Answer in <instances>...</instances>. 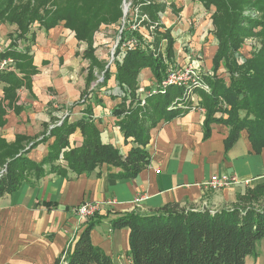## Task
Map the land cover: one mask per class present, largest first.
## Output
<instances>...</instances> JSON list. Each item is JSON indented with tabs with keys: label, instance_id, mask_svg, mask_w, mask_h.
Listing matches in <instances>:
<instances>
[{
	"label": "crops",
	"instance_id": "0c3cea01",
	"mask_svg": "<svg viewBox=\"0 0 264 264\" xmlns=\"http://www.w3.org/2000/svg\"><path fill=\"white\" fill-rule=\"evenodd\" d=\"M167 1L169 7L161 15L165 27L162 32L170 30L176 41V62L199 63L210 73L218 50L212 34L214 9L207 10L192 0ZM202 9L204 14L198 15ZM200 16H206V20ZM15 32L16 27L0 24V46L5 51L13 45L20 52L30 49L36 73L29 80L23 79L14 99L7 93L6 85H0V161L30 150L28 159L41 163L56 141L52 131L66 119L68 123L86 120L87 108L93 111L103 143L127 157L137 144L133 138L126 139L119 127L116 111L123 91L115 82L114 70L108 67L117 41L113 44L112 37L105 36L101 42L96 37L100 31L95 35V57L113 74L108 86L96 88L104 80V73L99 74L100 69L96 68V80L88 85L87 45L79 43L75 33L63 24L49 31H36V42L31 46L13 42L11 34ZM166 46L164 40V55ZM219 71L225 73L223 67ZM155 83L151 70L141 72L140 88ZM205 118L206 112L195 111L158 123L150 130L146 146L150 163L135 178L116 179L113 176L121 169L107 165L91 174L77 175L69 170L61 154L56 165L66 175L50 173L47 165L43 179L36 183L24 181L16 192L0 199V264H55L90 222L80 221L75 212L89 201L105 204L91 232L92 244L116 264H132L131 230L112 227L120 216H151L164 208L230 209L247 188L264 182V150L255 153L246 132L227 148L229 132L220 125H214L206 138ZM69 142L70 148L82 146L80 129L70 136ZM215 175H228L236 182L212 191L207 183ZM140 198L143 200L137 202ZM245 264H264V241Z\"/></svg>",
	"mask_w": 264,
	"mask_h": 264
},
{
	"label": "trees",
	"instance_id": "16d2710c",
	"mask_svg": "<svg viewBox=\"0 0 264 264\" xmlns=\"http://www.w3.org/2000/svg\"><path fill=\"white\" fill-rule=\"evenodd\" d=\"M162 1L167 0L136 1L135 5H141V11L149 14L155 26L153 44L130 47L115 73L116 84L127 87L134 98L129 107L125 105L127 99L122 100L116 111L118 124L125 138H133L137 146L123 157L119 149L103 143L93 120V111L87 108L86 120L68 123L66 119L52 131L56 141L41 163L28 159L30 150L0 161V199L16 192L24 181L36 183L43 179L47 175V165L51 167L50 173L66 175L65 170L56 165L61 154L69 170L77 175L91 174L107 165L121 169L114 178L131 179L149 165L150 155L146 146L150 130L161 121L189 113L182 108H171L175 100L185 97V91L178 87H170L165 94L147 98L144 107L135 100L142 71L151 70L155 81L160 83L168 69L177 63L176 41L170 30L162 32L165 27L161 15L166 10ZM192 1L202 4L207 10L214 9L212 34L218 42L214 68L204 77L211 90L209 93L195 92L199 106L206 112L205 137L209 138L214 125L224 126L229 132L226 145L231 148L246 132L253 150L260 154L264 150V16L258 20L246 17L245 12L252 9L264 15V0ZM123 2L0 0V24L16 27L15 34H11L13 42L21 41L27 46L36 42V31H49L63 24L75 33L79 43L87 45L85 59L90 63L88 85L96 80L94 70L97 68L100 69L99 74L104 73V80L96 88H103L108 86L113 74L106 71L105 65L95 57L94 38L102 24L121 23ZM250 37L260 38L262 47L246 55L244 41ZM164 40L167 42L165 58L159 52ZM16 47L13 45L0 53V60L11 58L15 62L16 73L0 72V85H6L12 99L16 90L22 88L23 79L29 80L36 73L30 49L20 52ZM239 53L246 56L242 64L237 60ZM221 67L225 73L218 72ZM77 129L82 132L83 144L70 148L69 138ZM98 217L99 214L90 219L76 242L55 264H116L92 244L91 232ZM112 227L131 230L132 264H245L249 256L256 255L258 244L264 241V183L254 189L247 188L230 209L164 208L151 216L136 213L120 216L112 222Z\"/></svg>",
	"mask_w": 264,
	"mask_h": 264
},
{
	"label": "built area",
	"instance_id": "2783aa9c",
	"mask_svg": "<svg viewBox=\"0 0 264 264\" xmlns=\"http://www.w3.org/2000/svg\"><path fill=\"white\" fill-rule=\"evenodd\" d=\"M123 6V25L122 28H120L119 30V36L116 39L117 42L113 48L112 55L108 63V67H111L112 71L114 70L113 74L117 71V65L123 64L127 50L130 47H142L145 43H147V45L153 44V42H143L144 37L142 36L143 33L142 30H140V26L143 22L151 23V21L149 20V17L141 11V5H133L132 3H128V0H124ZM247 15L256 19L257 12L253 11L251 13H247ZM162 19L163 16H161V20ZM150 27L151 32L153 33L155 26L153 25ZM151 41H153L152 38ZM248 47L244 46V51L246 55L247 53L254 51V49H247ZM118 49H120L119 53H117ZM3 51L4 49L0 46V53H2ZM245 54H238L237 60L240 64L245 62ZM15 70V62L13 59L8 58L0 60V72H8ZM207 73L209 72L204 70L200 66V64H197L195 62H191L188 64H180L179 62H177L174 67L168 69L166 77L162 82L155 83L144 88L139 87L135 92L136 103H139L141 106L144 107L146 105L147 98L157 94H165L168 88L170 87H178L185 91V97L183 100H175L171 108L178 107L190 112L199 111L201 113H205V110L199 105H197L195 101V99L198 100V97L197 95H195V92L197 90L206 93L210 92V86L204 79ZM113 76L115 78V75ZM121 89L123 91L121 99H127L125 105L129 107L130 105H132L133 102L131 101L133 96L131 95L132 92L125 86L121 87ZM235 182L236 179L231 178L228 175H215L207 183V187L212 191H219L229 186H233ZM142 200L143 199L140 198L137 200V202H140ZM107 204L111 203L108 202ZM104 205L105 204L100 202L89 201L77 207L75 209V212L80 221H87L99 214Z\"/></svg>",
	"mask_w": 264,
	"mask_h": 264
},
{
	"label": "rangeland",
	"instance_id": "374dc122",
	"mask_svg": "<svg viewBox=\"0 0 264 264\" xmlns=\"http://www.w3.org/2000/svg\"><path fill=\"white\" fill-rule=\"evenodd\" d=\"M136 1L137 0H128V3H132L133 5H135L136 4ZM162 3L163 4H166V8L167 7H169V2L168 1H162ZM202 5V4H201ZM203 6V5H202ZM204 7V6H203ZM123 13H124V6H123ZM254 10H252V9H247L246 10V12H245V16L246 17H249L248 15H247V13H251V12H253ZM204 12H205V10L204 9H202L200 12L198 11L197 12V14L198 15H200L201 13L202 14H204ZM148 17H149V20L151 21V18H150V16H149V14L148 13H145ZM263 12H257V17H256V19H258V20H262V18H263ZM200 18L203 20V21H205L206 20V16L205 17H203L202 18V16H200ZM249 18H252V17H249ZM123 20H124V14H123V19L121 20V23L120 24H118V25H107V24H102L101 26H100V28H99V30H98V32H99V34H97V38L98 39H101V42L104 40V39H106V38H104L105 36L106 37H112V39H111V41L113 42V44L117 41L116 39L118 38V36H119V30H120V28H122V25H123ZM201 20V21H202ZM150 26H153L151 23H149V22H143L142 24H141V26H140V30H142V36L144 37V40L143 41H147V42H151V38L152 39H154V37H155V35L151 32V27ZM8 30H10V29H8ZM10 33L12 32L11 30L9 31ZM154 32V31H153ZM137 33V32H136ZM96 35V34H95ZM5 38V37H4ZM115 41V42H114ZM110 45H112V43H110ZM250 45V46H249ZM244 46H246V47H248L247 49H254V51H257V50H259L261 47H262V40L260 39V38H258V37H250V38H247V39H245V41H244ZM102 47V46H101ZM167 47V46H166ZM251 47V48H250ZM112 48H110V50H111ZM159 52H160V54L165 58V55H164V53L162 52V48H160L159 49ZM196 53V52H195ZM250 53V52H249ZM197 64H199V63H197ZM201 67H202V65H200ZM202 68H204V67H202ZM204 70H205V68H204ZM207 71V70H206ZM212 72V71H211ZM210 72V73H211ZM219 73H220V71H218ZM223 72V71H222ZM209 73V74H210ZM224 75V74H223ZM114 97V96H113ZM121 100H123V99H121L120 98V101ZM131 101H134V98H133V96H132V100ZM195 101H196V103H197V105H199V101L198 100H196L195 99ZM127 107V106H126ZM190 112V111H189ZM264 182H261V184H263ZM261 184H258V185H256V186H253L252 187V189H254V188H256L257 186H259V185H261ZM143 199V198H142ZM110 203H114V202H110Z\"/></svg>",
	"mask_w": 264,
	"mask_h": 264
}]
</instances>
